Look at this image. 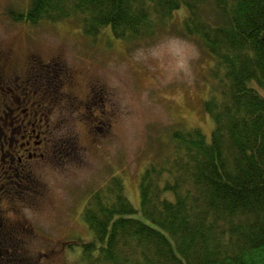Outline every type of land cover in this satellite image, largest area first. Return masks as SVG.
<instances>
[{
	"label": "trees",
	"instance_id": "16d2710c",
	"mask_svg": "<svg viewBox=\"0 0 264 264\" xmlns=\"http://www.w3.org/2000/svg\"><path fill=\"white\" fill-rule=\"evenodd\" d=\"M183 6L186 14L174 24V12ZM9 13L30 23L70 18L92 39L109 29L128 47L173 26L197 38L214 60L203 104L212 124L209 139L198 127L168 133L169 147H160L158 159L140 174V216L120 172L86 194L82 213L91 237L67 242L81 244L83 264H264V0H29L27 8ZM44 69L47 87L56 91L60 67ZM39 72L29 89L40 85ZM32 128L29 123L27 149L34 157L24 161L28 187L39 182L41 166L61 159L53 138L38 133L34 139ZM17 168L13 174L21 173ZM13 180L16 188L22 183ZM18 196L12 193L9 205L0 202V264H27L17 256L15 237L28 223Z\"/></svg>",
	"mask_w": 264,
	"mask_h": 264
},
{
	"label": "rangeland",
	"instance_id": "374dc122",
	"mask_svg": "<svg viewBox=\"0 0 264 264\" xmlns=\"http://www.w3.org/2000/svg\"><path fill=\"white\" fill-rule=\"evenodd\" d=\"M28 3L0 0V88L8 116L24 111L33 116L34 129L53 138L51 147L61 159L58 165L41 166L39 182L29 183L20 197L28 223L22 236L15 237L20 238L17 256L27 264H83L81 244L69 247L67 242L91 237L82 213L86 194L120 172L134 214L140 216V174L158 159L160 147H169L168 133L175 127H198L209 139L212 124L203 104L213 83L214 60L197 38L173 26L155 40L128 47L113 39L109 29L92 39L70 18L15 21L9 10L20 11ZM184 8L174 12V24H180ZM55 63L62 71L56 91L47 87L50 76L44 72ZM38 72L41 86L31 90L28 82ZM4 81L18 91L8 93ZM17 95H23V104L16 103ZM19 131L12 152L22 148ZM6 150L0 160L8 157ZM44 157L51 160V155ZM4 201L9 205V198ZM7 213L13 217L12 210Z\"/></svg>",
	"mask_w": 264,
	"mask_h": 264
},
{
	"label": "flooded vegetation",
	"instance_id": "af4514ba",
	"mask_svg": "<svg viewBox=\"0 0 264 264\" xmlns=\"http://www.w3.org/2000/svg\"><path fill=\"white\" fill-rule=\"evenodd\" d=\"M0 61H2L1 51H0ZM4 82H5V87L8 90V93L9 92L13 93V92L18 91V88L16 86H11V85L8 86L6 81ZM4 95H5L4 89L3 87H1L0 97L3 102L2 104H0L1 106L0 107V153L6 150L7 148L6 151L8 153V157H3V159L0 160V202H2L4 198L6 197L7 198L10 197L12 193H15V195L18 194L20 197L25 196L28 185L27 184L23 185V182H24V179L29 176L30 172L28 169V165L24 161L27 160L28 162L29 158L34 157L33 153L29 152V150L27 149L28 140L26 137L28 135V124L29 123L33 124L35 121V118L33 116H30L29 114H26L27 113L26 111H24L25 115L21 113L19 116H16V113L13 112L12 115L8 116V114L6 113V109H7L6 106L8 105V102L6 101V98ZM22 98H23V95H17L16 99H18V101H16V103H19L20 105L23 104L24 100H19ZM32 114L35 115L34 113ZM28 117H29V120H28ZM15 124L17 125L15 126ZM18 131L20 133L22 132V135H21L22 136V140H21L22 148H18V150H16L17 152H12L9 147L14 146L13 142L16 141V140H13L15 139L14 134ZM31 131L35 132L36 130L32 128ZM38 135H39L38 132H36L33 135V138L34 139L38 138ZM38 142H39V139L37 141L33 140L34 144H38ZM16 167L18 168L20 167L21 173L16 171L13 174V168L16 169ZM13 177L18 178L20 183L22 182L21 185H19V183L17 184V188L15 185V181L13 180ZM24 191L25 193H23ZM22 227H25V226L23 225Z\"/></svg>",
	"mask_w": 264,
	"mask_h": 264
}]
</instances>
